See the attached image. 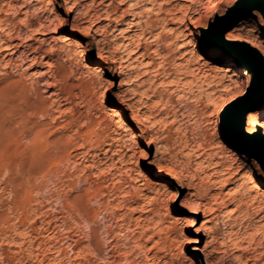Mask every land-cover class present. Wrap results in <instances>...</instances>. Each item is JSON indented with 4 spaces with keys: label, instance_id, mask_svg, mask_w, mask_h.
I'll list each match as a JSON object with an SVG mask.
<instances>
[{
    "label": "rangeland",
    "instance_id": "rangeland-1",
    "mask_svg": "<svg viewBox=\"0 0 264 264\" xmlns=\"http://www.w3.org/2000/svg\"><path fill=\"white\" fill-rule=\"evenodd\" d=\"M242 1L0 0V264H264V172L217 117L250 82L197 39L228 17L225 40L264 48Z\"/></svg>",
    "mask_w": 264,
    "mask_h": 264
},
{
    "label": "bare ground",
    "instance_id": "bare-ground-1",
    "mask_svg": "<svg viewBox=\"0 0 264 264\" xmlns=\"http://www.w3.org/2000/svg\"><path fill=\"white\" fill-rule=\"evenodd\" d=\"M129 1H132V0H129ZM215 6V5H214ZM247 9H250L251 12H253L254 14H261V12L264 13V0H249L246 4V7ZM119 9V8H118ZM127 9V8H126ZM129 9V8H128ZM209 10V9H208ZM111 12V11H110ZM124 12V10H123ZM209 14L212 13V9L210 8ZM128 14V13H127ZM78 15V13H77ZM121 15V14H120ZM84 16H87L86 13H84ZM101 16V15H100ZM115 16V15H114ZM81 17V16H80ZM107 17V16H106ZM113 17V16H112ZM111 18V17H110ZM262 18V17H261ZM74 19L77 20L78 17L77 16H74ZM138 20V19H137ZM136 20V21H137ZM148 20V19H147ZM150 20V19H149ZM153 20V19H151ZM150 20V21H151ZM74 21V20H73ZM150 21H145L144 22V25L147 24L148 22ZM227 20H224L222 22V25L220 27H218L217 29V34H219L221 32V30H223V27L225 25ZM245 20L243 19V21L241 23H243ZM138 22V26L142 27V32L141 33H144L145 32V29L143 28V24L139 21ZM217 22V21H216ZM150 24V23H149ZM152 24V22H151ZM244 24V23H243ZM75 26V25H73ZM77 26V24H76ZM127 26V25H126ZM149 26V25H148ZM140 27V28H141ZM2 28V27H1ZM72 28V27H71ZM76 28V27H75ZM203 28L204 30H202L201 33H199L200 35L197 36V39L199 40V44L201 47H203V49L207 50L208 52H210L211 54L213 55H216L218 57H216L217 60H220L222 62H225V64H231L233 66H236V67H239L241 68L242 72L245 73V79L248 80L249 82L250 81H253L255 82V84L257 86H259L261 88V90L263 91L264 93V64L262 61H260V59L256 58V56L254 55V53L252 52L251 48L250 47H253V48H257L258 51H259V54L260 56H264V48L261 47H258L257 44H254L253 42L249 41V40H241V39H237V38H234L232 36H228V40H223L221 39L220 37L218 38L217 34L214 35V27L213 25H203ZM149 29V28H148ZM6 30V29H5ZM11 31V30H10ZM152 32V29H149L147 30V32ZM9 32V31H8ZM132 34V33H131ZM140 35V34H139ZM148 35V34H147ZM4 36V35H3ZM234 36V35H233ZM69 38H71V40L74 42V41H77V37L75 36H70ZM2 39V37H1ZM0 39V41H1ZM10 39V38H9ZM130 40V39H129ZM132 42V41H131ZM131 42H128L127 44H125L123 42V48H124V51H128L129 50H134L132 53H136L138 52V50L142 47L143 49H145V46L143 45H140V44H136L135 48L133 49H130V43ZM75 43V42H74ZM135 43V42H134ZM6 45V44H4ZM122 45V43H121ZM17 46V45H16ZM133 46V45H132ZM131 46V47H132ZM5 47V46H4ZM101 53L103 54L104 49H100ZM6 51V50H5ZM11 51V50H10ZM140 51V50H139ZM142 51V49H141ZM130 52V51H128ZM10 54V53H9ZM25 54V53H24ZM130 55V54H129ZM118 56V55H117ZM262 56V58H263ZM10 56H8L9 58ZM21 57V55H20ZM27 58V57H26ZM35 58V57H34ZM180 70V69H179ZM181 71V70H180ZM189 72L191 70H188ZM193 71V70H192ZM191 71V72H192ZM159 73V72H158ZM198 73V72H197ZM194 74V73H192ZM199 74V73H198ZM194 77V75H193ZM196 77V76H195ZM200 79V78H199ZM198 79V80H199ZM208 80V78H206ZM194 82V81H193ZM207 82V81H205ZM209 82V81H208ZM201 85V84H200ZM109 88V85L106 86V89ZM121 100L124 102L125 105H128L130 104L129 100L127 98H125L124 94H121ZM10 99V98H8ZM14 100V99H13ZM252 102L255 101V100H259V102L263 101L264 100V95L258 97V98H255L254 96H252ZM8 101V100H7ZM11 102V101H9ZM14 102V101H13ZM10 104H13L12 102ZM8 105V104H7ZM146 105V104H145ZM9 108V107H7ZM12 108V106H11ZM17 108V107H16ZM246 107L244 106H240L239 104L235 103V102H228L226 103L222 108H220L217 112V117L219 116V127L221 130H224V131H229L226 129V126L230 125L232 126V129L230 130V132L234 133L235 137H236V141H237V145L239 147V149H241L246 155H248V142H258V141H264V129H261L259 127L258 129V123L256 124L254 121H252L253 119H250V123H247V125L243 124V125H240L241 123V119L243 117V115L245 114L244 111L242 109H245ZM4 110H8V109H5L3 108ZM10 109V108H9ZM14 109V108H13ZM15 110V109H14ZM110 110L112 111L113 115L115 116H119L120 115V111L113 107V108H110ZM13 111V110H12ZM4 112V111H3ZM11 112V111H10ZM3 116V115H2ZM254 118V117H252ZM256 118V117H255ZM254 118V119H255ZM4 120V119H3ZM256 120V119H255ZM6 123V122H4ZM143 123V119L139 118L137 120V124H142ZM3 125V123L1 124ZM0 125V126H1ZM8 126V125H7ZM4 127V126H1V128ZM251 129V130H249ZM33 132V131H32ZM37 135V134H36ZM38 136V135H37ZM5 138V137H4ZM153 139V138H152ZM2 140V139H1ZM5 140V139H3ZM5 141H8V138L7 140ZM39 141V140H38ZM53 141V140H52ZM31 142L33 144L37 143L36 142V136L33 135L32 138H31ZM55 142V141H54ZM52 143V142H51ZM48 145V144H47ZM34 146V145H32ZM36 147V146H34ZM33 147V148H34ZM43 147V146H42ZM29 149V148H28ZM37 149V148H36ZM40 149V148H39ZM61 150V149H59ZM36 151V150H35ZM63 151V150H62ZM61 151V152H62ZM60 152V151H59ZM37 153V152H36ZM249 156V155H248ZM30 157V156H29ZM33 157V156H32ZM251 161H252V164H253V167L264 172V167L262 166V164L253 156H249ZM36 158V160L39 162V163H43L46 161V159H51L50 161H52V159L56 162L58 161L61 157H60V154L57 152V153H47L45 154L42 151H39L38 152V155L37 157L34 156V159ZM33 159V158H32ZM51 163V162H50ZM219 163V162H218ZM26 165V164H25ZM37 165V164H36ZM43 166V165H41ZM228 167V166H227ZM26 168V167H25ZM38 168V167H37ZM41 168V167H40ZM226 170H229V167L226 168ZM218 172H222V169H220ZM225 172V171H224ZM222 172V174L224 173ZM221 175V174H220ZM219 175V176H220ZM172 178H174L178 184L182 185V180L178 178L177 174H176V171H173L171 172V175H170ZM218 176V177H219ZM222 176V175H221ZM220 176V177H221ZM247 177L250 179H252L253 177V173L251 171H246L245 174H244V178ZM227 179H220L218 182H223V181H226ZM216 182V181H215ZM223 184V183H222ZM264 185V183H263ZM254 186H257V185H254ZM253 186V187H254ZM195 190V189H194ZM76 192V191H75ZM196 192L197 191H194L192 192V195H196ZM212 196V194H211ZM254 197V196H253ZM254 199V198H253ZM252 200V199H251ZM202 210L201 208V203H196V206L194 207V209H192L193 212H197L199 213L200 211ZM81 213V212H80ZM190 219V218H189ZM188 223V222H187ZM186 223V224H187ZM55 237V236H54ZM94 237V236H93ZM91 238V237H89ZM56 239V238H55ZM54 239V241H55ZM200 239L199 238H196L195 240L193 241H199ZM55 243V242H54ZM58 244V243H56ZM142 244V243H140ZM139 245V244H138ZM57 246V245H56ZM139 247V246H138ZM191 250H201V252H203L204 254V251L201 247H197V245H192L191 247ZM57 249V248H56ZM140 249H141V246H140ZM58 251L60 250V247L59 249H57ZM76 251V250H75ZM62 252V251H61ZM68 252V251H67ZM79 252V250H78ZM83 252V251H82ZM114 252V251H113ZM59 253V252H57ZM64 254V252H62ZM87 253V252H86ZM98 253V252H97ZM109 253V252H108ZM106 253V254H108ZM112 253V252H111ZM89 254V253H88ZM65 255V254H64ZM67 255V254H66ZM72 255V254H71ZM69 255V256H71ZM91 255V253H90ZM110 255V253H109ZM68 256V255H67ZM83 256V255H82ZM85 256V255H84ZM88 256V255H87ZM159 258V257H158ZM151 259V258H150ZM206 259V256L205 258Z\"/></svg>",
    "mask_w": 264,
    "mask_h": 264
},
{
    "label": "water",
    "instance_id": "water-1",
    "mask_svg": "<svg viewBox=\"0 0 264 264\" xmlns=\"http://www.w3.org/2000/svg\"><path fill=\"white\" fill-rule=\"evenodd\" d=\"M247 1H249V0H243L242 2H240L237 5V11H239L240 13L250 12V9H247L244 6ZM261 15L264 17V13L263 12H261ZM224 20H227L228 21V20H230V18H228V17L223 18L222 20H220V23L219 24H217V23H215V24H213V23L209 24V25H213V27H214V30H215L213 32L214 35L217 34L216 31H217L218 27H220L222 25V22ZM223 32H224V29L221 30V32L219 34H217L218 35L217 37L218 38L220 37L221 39L224 40V38H223ZM250 48H251L252 52L254 53V55L256 56V58L260 59V61H262L263 64H264V61H263L262 57L260 56V54L257 53L256 50L253 47H250ZM254 87H256V88L259 89V91L261 93L259 96H257L256 93L254 92V90L252 89ZM262 95H264V93L261 90V88L259 86H257L255 84V82L250 81V88L245 92L244 98L241 99V100H233L232 101V102H235V103L239 104L240 106L246 107L245 109H242L245 114L243 115V117L241 119L240 125H243L244 124V118H245L246 113L249 110H251L254 106H256V105H258L260 103L259 100H255V101L252 102V100H251L252 99V96H254L255 98H258V97H260ZM226 129L229 130V131H224V130L223 131L226 132V133H230L231 139L235 143H237L236 137H235L234 133L230 132V130L232 129V126L228 125V126H226ZM258 129H259V127H258ZM247 152H248V155L249 156L255 157L262 164V166L264 167V141L248 142V150H247Z\"/></svg>",
    "mask_w": 264,
    "mask_h": 264
},
{
    "label": "snow or ice",
    "instance_id": "snow-or-ice-1",
    "mask_svg": "<svg viewBox=\"0 0 264 264\" xmlns=\"http://www.w3.org/2000/svg\"><path fill=\"white\" fill-rule=\"evenodd\" d=\"M209 15H211V13ZM100 55H103V54L101 53ZM101 75H103V73H101ZM243 91H245V89H241V91L238 92L237 95H240ZM109 102H114V101H109ZM120 106H121L120 104H116V107H120ZM261 118L264 119V117H261ZM249 130H251V129H249ZM142 155L147 158V157H149V152H144ZM181 195H182V190L181 191H174L172 193V199L174 201H179ZM188 206L191 207V205H188ZM181 223H183V221H181ZM196 223H197V221H192V220L188 221V224L193 225V226H195ZM189 239L195 240L196 237H189Z\"/></svg>",
    "mask_w": 264,
    "mask_h": 264
}]
</instances>
